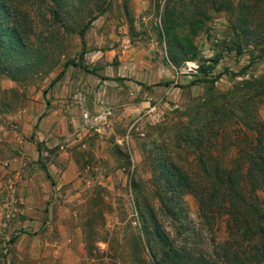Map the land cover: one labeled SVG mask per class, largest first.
I'll list each match as a JSON object with an SVG mask.
<instances>
[{
    "label": "rangeland",
    "instance_id": "obj_1",
    "mask_svg": "<svg viewBox=\"0 0 264 264\" xmlns=\"http://www.w3.org/2000/svg\"><path fill=\"white\" fill-rule=\"evenodd\" d=\"M7 4L22 43L13 62L0 49V264H154L143 213L182 251L176 264H264L254 208L240 205L236 219L199 198L219 201L223 187L210 182L216 168H232L256 202L247 169L258 121L264 154V57L249 60L264 46V0ZM167 18L172 47L161 32ZM190 41L204 63L220 53L213 81L200 80L197 61L186 59L192 49L178 47ZM82 49L87 69L69 65L52 82ZM165 163L192 188L164 187Z\"/></svg>",
    "mask_w": 264,
    "mask_h": 264
},
{
    "label": "trees",
    "instance_id": "obj_2",
    "mask_svg": "<svg viewBox=\"0 0 264 264\" xmlns=\"http://www.w3.org/2000/svg\"><path fill=\"white\" fill-rule=\"evenodd\" d=\"M213 1H218V0H213ZM218 3V2H217ZM217 7L219 9H223L224 4L222 1L217 4ZM9 14H10V9L7 4V0H0V49L2 54L4 55L3 59H10L11 62H13L15 59L20 57L21 53V48L19 47L21 45L20 43V36H19V29L17 28L16 25H11L9 21ZM92 19L90 18L87 20L82 27L79 29V35L84 43V34L86 29L89 27ZM243 28L241 29V32L243 34L251 32V30L247 26H242ZM172 22L169 18L165 19L163 22L162 30L161 32L165 35V39L167 44H169V47H172L171 40L172 35H174V32L172 31ZM19 31V32H18ZM172 33V34H171ZM235 35L237 38L240 37L239 32H235ZM185 52H188L187 50L192 49V52L190 55L186 56L187 60H196L197 61V70L199 71V79L200 80H214L213 77L208 78L209 75H212V72L216 66V63L219 60V54L220 53H215L213 57L207 58L206 60H209L211 62L204 63L202 60L203 58L199 56V50H195L194 44L190 41L187 42V44H181L178 42V47H183ZM186 47V48H185ZM236 49L238 52H242L243 46L242 43L238 40L236 41ZM168 55L169 59L175 63L178 64L177 61V55L176 53L172 52V48H169L168 50ZM171 51V52H170ZM264 57V46L261 47V51L257 54H251L249 64L254 63L256 60L259 58ZM84 58V50L82 49L78 53V58H70L66 60L58 74L52 79V82L56 81L59 77H61L65 71V69L69 65H79L83 68L87 69V66L84 64L83 61ZM205 60V59H204ZM247 64V65H249ZM247 65L243 66L240 70L237 72H234L235 74H240L242 73ZM264 89V85L261 87V90ZM260 125V126H259ZM256 126H259L260 131H258L256 135L257 143L255 146V150L252 153H249L248 158H249V165H248V176H249V183L251 185V192H253L254 200H256L255 204L253 205V202H249L245 199V197L240 193V189L242 186H240V183L235 180L231 175H228L232 168H229V170H226L225 168L219 169L216 168L217 177L215 181L210 182L211 183V188H218L223 187L221 192L222 196L219 198V201L216 203L214 202L213 198V193L207 194L206 192L201 193L199 196L200 198V203H201V208L203 206H207L208 209L212 207L214 204H221L224 206L225 210L227 213L234 215L236 219L240 218V209L239 206L242 205V208L248 209L252 207L254 210V222L256 223L258 229L264 234V208H262L261 204H258L257 201L260 200L264 201V197L261 193H264V154L262 153L260 149V144L262 143V135L263 133L261 132V128L263 127V124H261L258 121V124ZM37 145L39 143L37 142ZM164 169L163 175L165 177V180L163 181L164 187H169L170 189L179 192L181 189L180 187L182 185H185L186 188H192L191 180H188L182 173V171L175 165L173 164H164ZM206 172L210 170L208 166H205ZM227 171V176H223L221 172H226ZM177 173L179 178H177V181L173 179V175ZM183 179V180H182ZM226 192V193H223ZM261 192V193H260ZM172 199L169 198L168 200V209L169 212L172 210V207L174 208V203L171 201ZM146 203V201L144 200ZM173 203V204H172ZM253 205V206H252ZM205 206V207H206ZM176 211V210H175ZM174 211V212H175ZM151 215V214H150ZM152 219L149 220L148 216L146 213H143V219H142V228H143V234L148 235V240H145V244L147 248L149 249V254L151 255L152 261L154 264H163L164 262H170V263H179L181 258H182V251L180 249H177L170 239L168 238L167 234L164 233L157 224H154L151 226V223L155 222V219L153 215L151 216ZM245 220V218H242ZM22 232H27V230L22 229ZM17 233L13 234V236L10 238V241H14ZM155 242L157 243L158 248L160 249V255L157 256L156 251H154V248L152 243Z\"/></svg>",
    "mask_w": 264,
    "mask_h": 264
}]
</instances>
